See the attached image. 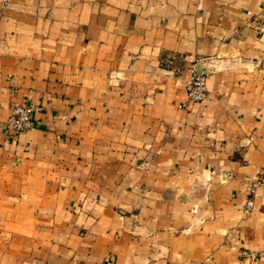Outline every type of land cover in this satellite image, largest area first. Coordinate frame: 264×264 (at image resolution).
I'll return each mask as SVG.
<instances>
[{"label": "crops", "instance_id": "crops-1", "mask_svg": "<svg viewBox=\"0 0 264 264\" xmlns=\"http://www.w3.org/2000/svg\"><path fill=\"white\" fill-rule=\"evenodd\" d=\"M28 103L0 264H264V0H0V122Z\"/></svg>", "mask_w": 264, "mask_h": 264}, {"label": "built area", "instance_id": "built-area-1", "mask_svg": "<svg viewBox=\"0 0 264 264\" xmlns=\"http://www.w3.org/2000/svg\"><path fill=\"white\" fill-rule=\"evenodd\" d=\"M186 92L191 100L201 101L206 99L208 96L206 75L193 71L192 76L186 82ZM42 110L43 107L35 103L16 105L11 108L7 119L0 122V127H5L17 133L29 130L35 126L34 114ZM258 187H264V167L251 174L247 181V189L250 192ZM247 255H252V253H247Z\"/></svg>", "mask_w": 264, "mask_h": 264}]
</instances>
